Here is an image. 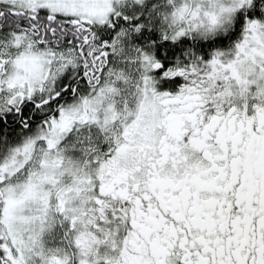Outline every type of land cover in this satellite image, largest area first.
<instances>
[{
	"label": "snow or ice",
	"instance_id": "obj_1",
	"mask_svg": "<svg viewBox=\"0 0 264 264\" xmlns=\"http://www.w3.org/2000/svg\"><path fill=\"white\" fill-rule=\"evenodd\" d=\"M0 264H264V0H0Z\"/></svg>",
	"mask_w": 264,
	"mask_h": 264
}]
</instances>
